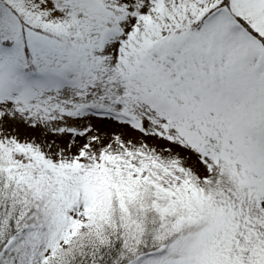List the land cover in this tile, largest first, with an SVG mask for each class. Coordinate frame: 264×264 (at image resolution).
Returning <instances> with one entry per match:
<instances>
[{
    "label": "snow or ice",
    "instance_id": "6c2138e0",
    "mask_svg": "<svg viewBox=\"0 0 264 264\" xmlns=\"http://www.w3.org/2000/svg\"><path fill=\"white\" fill-rule=\"evenodd\" d=\"M0 264H264V0H0Z\"/></svg>",
    "mask_w": 264,
    "mask_h": 264
}]
</instances>
